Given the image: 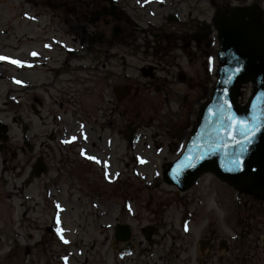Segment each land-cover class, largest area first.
Instances as JSON below:
<instances>
[{"label": "flooded vegetation", "instance_id": "obj_1", "mask_svg": "<svg viewBox=\"0 0 264 264\" xmlns=\"http://www.w3.org/2000/svg\"><path fill=\"white\" fill-rule=\"evenodd\" d=\"M51 1L38 0L39 4L47 2L50 10L38 11L36 4L35 16L24 18L27 26L17 74L14 66L0 60V257H32L31 246H37L35 255L41 257L40 264H157L158 260L159 264H190L193 259L200 264H264V199L254 196L247 195L244 201L247 213L242 228L233 225L232 233L219 236V230L212 227L194 246L182 241L183 236H192L199 230V223L194 222L201 219L209 223L215 218L221 221V217L216 213L210 216L205 208L200 219L196 218V208L204 207L196 205L200 197H188L187 193L181 203L189 217L185 224L181 221L182 234L161 233L168 223L152 216L155 211L151 208L149 215L141 218L149 221L146 225L136 228L127 221L131 226L127 240L125 233L118 232L117 225L123 222L108 217V206L115 203L109 200V188L104 183L110 185L108 180L114 179L119 196L132 193L135 188L125 187L124 178L139 177L143 171L135 152L129 154L135 147H125L126 139L130 143L131 126L139 127L125 123L123 96L125 87L140 88L131 80L125 83L128 63L123 44L131 31L141 27L114 0ZM236 1L213 3L217 11L229 15L239 5ZM26 3L30 6L32 0ZM112 4L117 6L113 13L109 8ZM43 15L46 22L49 18L50 25H40ZM214 23L213 19L212 26H206L197 18L192 26L194 40L181 38V43L190 42L191 48L197 49L190 64L205 60L203 47H210L209 38L215 41L218 34ZM116 24L121 29L113 37ZM167 27L154 34V40L161 45L166 44L164 40L169 42L166 46L178 38ZM10 49L13 47L0 46V52L13 55ZM165 49L159 48L158 52L165 53ZM192 76L183 73L180 78L193 79ZM154 78H162L157 76V70ZM13 86L19 89V100L13 96ZM172 87L165 82L156 89L165 92ZM168 151L172 152L170 148ZM35 165L40 174L33 179ZM88 177L93 182L83 180ZM77 179L85 185H77ZM34 184L36 189L31 191ZM218 199L224 209L230 208L223 195ZM191 206L196 207L193 214L187 210ZM101 209L108 210L93 213ZM14 213L20 214L24 222L30 215L36 216L32 218L39 235L34 245L29 244L26 225L12 229L10 218ZM127 213L131 218L137 215ZM170 226L174 228L176 224L172 222ZM207 227L204 225L202 230L206 232ZM57 228L63 229V240ZM49 234L52 238L46 240Z\"/></svg>", "mask_w": 264, "mask_h": 264}, {"label": "rangeland", "instance_id": "obj_2", "mask_svg": "<svg viewBox=\"0 0 264 264\" xmlns=\"http://www.w3.org/2000/svg\"><path fill=\"white\" fill-rule=\"evenodd\" d=\"M68 1V0H67ZM213 0H119L118 6L119 9L125 10L126 13L131 17L133 21L138 22L143 29L136 30L133 34V37H128L125 39L123 44L124 48V57L128 65L125 66V83H130L129 80L136 82L143 86L140 87V95L134 97L133 94L125 100V123H133L134 125L141 126L140 131V140L136 143L137 152L146 156L149 159V165L144 167L143 174H146V177H137V178H124L125 187H134L135 191L132 193H126L119 196L120 193H117L115 184L107 185L104 183V186L109 188V200H112L115 204H109V214L110 219H120L123 222H131L136 228L146 225L149 221L146 219H141L144 216L149 215L150 208L154 209L155 213L152 216H155L159 222L164 218L168 226L166 225L161 233L169 234H182L180 230L181 217L183 215V205L181 202H184V197L177 198L175 196V188L171 187L163 181L162 178H157L156 173L160 170L162 161L167 158L172 160L176 155L167 153L168 146L171 150H176L179 147H182V142H186L191 132V128L195 123L196 116L200 107L210 98L212 93L213 85L216 81L217 71L212 75L211 80L212 84L208 82H200L199 84L202 87L197 88L198 82L194 81L193 85H186L183 82H174L172 90L174 93L171 94V90L165 91V93H158L155 90L157 84L163 82V79L166 77L168 80H174L172 74L186 71L188 73L200 72L204 74L205 69L202 67L201 62H195V64H190V58L188 53H193L194 50L184 49V45L181 43V37L190 34L193 32L192 26L195 19H199L200 22L206 20L207 22L211 21V17L215 13L216 7H213ZM255 0H237L238 3H252ZM264 1V0H263ZM264 3V2H263ZM38 4L39 7L35 8L38 11H43L48 9V3L42 2L39 4L38 0H32V5L28 6L24 0H0V46L13 47L17 54H20L23 42V33L26 30L27 22L23 19L24 12L33 13L34 6ZM51 4H55L52 0ZM215 8V9H214ZM50 10V9H48ZM57 11H60L58 9ZM124 11V12H125ZM35 12V11H34ZM179 14L181 21H188L186 25L179 24L178 22H172L168 26L172 27V32L178 36V38L172 39V45H169L167 55L157 53V47L160 45L153 42V34L157 33L160 30V27L167 25V18L170 14ZM44 16V15H43ZM45 17V16H44ZM45 25H50V21L45 23ZM33 25L30 26L32 28ZM159 27V28H158ZM168 28V27H167ZM2 31H5L2 33ZM162 47L167 48L168 46L162 45ZM188 47V46H186ZM219 50V43L216 42L214 49H209L206 52L207 54H214V67L217 65V52ZM201 61V60H200ZM209 61H206L208 63ZM149 64H159L160 73L163 75V78L160 82L151 80L150 78L144 76L141 72V69ZM188 65V66H187ZM14 74H17V70L14 69ZM177 76V74H174ZM129 76L137 77L135 80L129 79ZM151 83V84H150ZM212 85V86H211ZM13 89L16 90L13 93L19 94V89L13 86ZM135 89V88H134ZM133 89V91H134ZM176 89V90H175ZM252 92V86L247 85L244 87L242 96L244 99H248ZM173 98V96H177ZM18 96V95H17ZM111 97V95H110ZM188 99V107H182L185 99ZM19 100V97H18ZM191 108L193 112H191ZM151 122H159L158 126L161 129H157L155 126H152ZM167 132L168 135L164 137H158L157 133ZM163 135V134H162ZM157 140V141H156ZM127 146V143L125 142ZM162 147L163 150H159ZM129 148V147H127ZM134 151H131L133 153ZM127 161V158H125ZM85 182H93L92 178H83ZM77 185H85L84 182L79 183L77 179ZM101 184V183H100ZM36 185H32L31 191H35ZM218 192V196L223 195L226 201V206L229 204L230 208L221 210L222 215L224 213V218H215L214 222L211 221H202L199 217L205 208L197 209L196 208V220L194 225L199 223V230L195 232L192 236H183L182 241L184 243H193L197 242V239L203 237L205 233H210L211 228H217L218 235H229L232 233L230 227L233 225L239 229L242 228V223L240 224L237 219L241 216V219H245L247 211L244 207L241 209L239 202L246 200V194L242 195L239 198L235 190L230 188L218 178L212 174H207L203 176L202 180L193 188L187 192V196H196L200 197L198 199L203 202L208 201L212 206H216L218 203L214 197L211 201L210 194L213 191ZM29 190V193L31 192ZM248 197V196H247ZM132 202L133 208L136 210V217L131 218L127 210L125 209L124 202ZM234 199V200H233ZM233 200V201H232ZM235 202L234 208L233 203ZM123 206V208H122ZM204 205L200 206L203 207ZM222 207V206H221ZM209 208V207H206ZM223 208V207H222ZM108 209L93 210V213L100 211L106 212ZM264 210V208H263ZM230 211V212H229ZM120 214V215H118ZM36 216H31L27 218V222L22 220V217L18 213H14L10 218L11 227L13 230L24 228L26 225V230L28 233L29 244L34 245L35 241L38 238L39 232L34 228L37 226L33 218ZM229 217V218H228ZM228 218V219H227ZM9 220V217L6 218ZM177 219V220H174ZM175 223L176 226L171 228V223ZM161 223H165L162 221ZM165 223V224H166ZM213 223V224H212ZM208 224V229L206 232L202 230L203 226ZM260 226V224H259ZM261 227V226H260ZM262 228V227H261ZM260 230V229H259ZM263 232V230L261 231ZM256 233V231H255ZM260 233V231L258 232ZM257 233V235H258ZM95 237V234L92 233V238ZM100 237V236H97ZM51 239L52 236L47 235V239ZM181 241V240H180ZM54 243V241H53ZM10 244V242H9ZM190 248V250L193 248ZM32 257L25 256L22 257H0V264H40L41 257L35 255L37 251V246L32 247ZM56 249L59 250V246H56ZM184 255L183 257H186ZM49 257V256H48ZM177 259V258H176ZM100 262V261H98ZM114 264L113 262H111ZM161 263L159 260L157 264ZM190 264H200L196 259H193V262Z\"/></svg>", "mask_w": 264, "mask_h": 264}, {"label": "water", "instance_id": "obj_3", "mask_svg": "<svg viewBox=\"0 0 264 264\" xmlns=\"http://www.w3.org/2000/svg\"><path fill=\"white\" fill-rule=\"evenodd\" d=\"M221 49L219 77L211 100L202 107L197 126L193 129L181 157L165 171L168 182L186 190L204 172H214L234 187L264 196V26L261 12L255 7H238L232 15L218 21ZM252 82L254 90L249 101L239 103L244 83ZM237 121L251 127L259 125L247 149L235 142L228 143L225 129L232 125L237 138ZM223 125V126H222ZM223 142V143H222ZM239 154L242 171H228V158ZM255 168L256 171H251Z\"/></svg>", "mask_w": 264, "mask_h": 264}, {"label": "snow or ice", "instance_id": "obj_4", "mask_svg": "<svg viewBox=\"0 0 264 264\" xmlns=\"http://www.w3.org/2000/svg\"><path fill=\"white\" fill-rule=\"evenodd\" d=\"M33 55H36V53H33ZM0 59H4V58H0ZM13 63H19L18 61H12ZM223 126V125H222ZM233 128L232 125H229V128L225 129L226 132V138H227V142L228 143H232L235 142L237 145H239L241 147V152H245L247 151V149L244 147V145L246 144H251L253 142V138L255 136L256 131L259 128V125H255L253 124L251 127H249L248 125H246L244 122L241 121H237L235 124V128H239L240 130V136H243L244 139L240 140L237 138V135H235L233 133V131H229V129ZM223 143V142H222ZM88 159H93L95 160V157H88ZM97 163H100V161H96ZM228 164L230 165V167L227 168L228 171H242L243 170V164L242 161L240 159V155L237 154L235 156V158H228ZM251 171L255 172L256 169L252 168ZM57 207H59V205H57ZM57 223H59V220L57 219ZM57 233L61 234V239L63 240L64 237L62 235V229L57 228ZM65 243H68L67 240H64Z\"/></svg>", "mask_w": 264, "mask_h": 264}]
</instances>
